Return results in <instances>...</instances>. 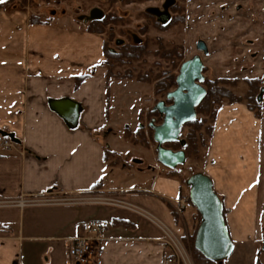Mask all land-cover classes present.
Returning a JSON list of instances; mask_svg holds the SVG:
<instances>
[{
	"label": "crops",
	"instance_id": "crops-1",
	"mask_svg": "<svg viewBox=\"0 0 264 264\" xmlns=\"http://www.w3.org/2000/svg\"><path fill=\"white\" fill-rule=\"evenodd\" d=\"M216 4L241 10L238 0ZM13 19L0 16V130L15 139L0 147V200L115 197L131 208L101 201L0 207V264H69L67 243L83 236L90 220L103 225L90 264H162V252L171 251L164 231L184 239L197 216L193 208L179 209L189 188L178 177L143 159L121 158L109 144L105 150L95 135L109 120L102 38ZM61 98L80 105L75 128L49 108V99ZM230 107L217 114L214 161L205 172L228 209L233 241L241 243L264 218V140L245 105Z\"/></svg>",
	"mask_w": 264,
	"mask_h": 264
},
{
	"label": "rangeland",
	"instance_id": "rangeland-1",
	"mask_svg": "<svg viewBox=\"0 0 264 264\" xmlns=\"http://www.w3.org/2000/svg\"><path fill=\"white\" fill-rule=\"evenodd\" d=\"M163 2L164 0H3L0 3V16L14 18L19 24L21 21H28L31 26L56 25L87 31L88 24L93 20L110 15L114 23L105 27L103 35L97 34L103 42H107L106 48L118 50L123 44H144L146 53L139 60L125 58L121 65L113 67L114 72L131 73L133 77L110 79L109 107L107 103L105 106L109 120L95 135L104 142L105 150H108L106 147L109 148V144L110 150H116L121 158L135 157L143 159L147 164H155L160 172L175 175L183 186L188 187L186 180L189 176L197 172L206 173L205 169L214 161L209 147L219 111L237 103L245 105L251 111L255 125H258L255 130L258 128V135L263 136L264 140V0H238V4H241L240 11L234 8L229 11L224 7L225 4L220 7L216 4L218 0H177L176 16L183 15V18L168 24L164 29L149 11L151 7H161ZM199 41L204 42L206 53L197 49ZM172 46H177V51L182 52L180 58H174V66L165 58ZM193 55H199L204 65L202 85L205 90L206 80L221 79L220 83L232 92L235 102L222 99L216 112V105H212L210 112L213 111V116L206 117L201 129H189L185 125L181 129L179 141L165 144L167 148L179 150L183 149L180 141H185L189 130L197 131L196 134L202 136L197 149L186 151L185 162L171 170L157 161L156 142L153 140V130L149 128L151 122L159 124L162 121V116L154 107L159 101L168 103L166 93H155L153 83L138 81L135 75L137 72L157 73L161 70H172L177 74L180 64ZM104 58L107 69L106 56ZM106 69L105 72L108 70ZM246 79L252 80L250 85ZM251 85L254 88L251 102L253 110L249 109L245 98ZM173 89L174 87L169 91ZM205 115L197 112L196 119L205 118ZM4 139H9V136L0 133V143ZM108 157L111 163L119 162V156L115 153H110ZM193 210L196 213L195 208L191 211ZM224 210L227 219L228 209ZM196 216L195 224L184 232V239L174 234L180 249L179 264H195L190 235L193 234L194 238L200 223V216ZM261 216L255 221L257 231L249 235L246 242L237 243L231 237L234 248L223 263L264 264V218Z\"/></svg>",
	"mask_w": 264,
	"mask_h": 264
},
{
	"label": "water",
	"instance_id": "water-1",
	"mask_svg": "<svg viewBox=\"0 0 264 264\" xmlns=\"http://www.w3.org/2000/svg\"><path fill=\"white\" fill-rule=\"evenodd\" d=\"M196 47L204 53L207 52L202 41ZM203 68L199 55L183 61L176 75L174 89L166 94L168 103L159 101L154 107L162 116L159 124H149L156 142V159L171 170L185 162L186 154L183 149L172 150L165 147V144L179 141L182 127L196 118V107L206 95L202 85ZM48 104L69 128L78 125L81 110L79 103L69 98H61L49 99ZM0 133L15 141L13 134L4 131ZM180 143L185 145L183 140ZM186 185L189 188V200L200 216L194 247L207 260L225 264L223 262L232 253L234 245L223 214V203L213 188L212 180L206 173L197 172L189 176Z\"/></svg>",
	"mask_w": 264,
	"mask_h": 264
},
{
	"label": "trees",
	"instance_id": "trees-1",
	"mask_svg": "<svg viewBox=\"0 0 264 264\" xmlns=\"http://www.w3.org/2000/svg\"><path fill=\"white\" fill-rule=\"evenodd\" d=\"M182 18H183V15L175 16L171 23L177 22L179 20L181 21ZM110 23H114V20H112V16L105 15L98 20H93L90 24H88L86 29L89 32L103 35V33H105V27L108 26ZM160 26L163 29L167 27V26H162V25ZM106 46H107V42L104 41L103 42V53L105 54L104 56H106L107 63H108V67H107L108 70L106 69L107 71L105 72L106 85L107 86L109 85V81L112 78L131 79L133 77L131 73L126 74V72L125 73L114 72L112 69L113 67L117 65H121L124 62L125 58L139 60L142 57V55L146 53V46L144 44H141V45L123 44L119 46L118 50L106 48ZM177 49H178L177 46H172L171 48L168 49L169 50L167 51L168 53L166 52L167 55L165 58L170 60V63H172L173 66L175 65L174 58L176 57L180 58L182 55V52L177 51ZM176 75L177 74L172 72V70H167V71L161 70V71H158L157 73L155 72L153 73L150 71L139 72V73L137 72L135 77L138 81H145V82L153 83V86H154L153 88H154L155 93L157 94L166 93L167 94L170 88L175 87ZM220 81L221 79L205 81L207 84L206 95L204 99L201 101V103L196 107V114L197 112H199V113H204L206 115H205V118H202L200 120L195 118L193 121L186 124L189 127V129L190 128H194L195 130L201 129V126H203L206 122V117L213 116V111L212 113L210 112L212 105H216V107L214 108L215 109L214 112H216L217 107L220 104L222 99H227L229 102H235V98L232 92L226 87L222 86ZM258 81L259 79L257 78L256 82ZM246 82L250 85V82H252V80L246 79ZM252 87H253L252 85L251 87L249 86V90L247 91V94L245 96V98L247 99V106L249 107L250 110L254 109L253 106L251 105V102L253 100L252 90H254V88L252 89ZM149 128L151 130L150 126ZM196 132L197 131H192V130H189L187 132L186 139H185V146L183 147V149H185V152L188 151L189 149L190 150L197 149L199 139L202 140L201 134H196ZM110 153H113V152L105 151V157ZM171 174H175V173H171ZM224 209L225 208L223 206V214L225 217ZM196 214L199 217V214L197 212ZM190 237H191V247H192L191 250H192V255L194 256L195 264H215L216 262L207 260L199 251L195 249L194 243H193L194 242L193 234H191Z\"/></svg>",
	"mask_w": 264,
	"mask_h": 264
},
{
	"label": "built area",
	"instance_id": "built-area-1",
	"mask_svg": "<svg viewBox=\"0 0 264 264\" xmlns=\"http://www.w3.org/2000/svg\"><path fill=\"white\" fill-rule=\"evenodd\" d=\"M10 139H4L0 146L7 148L11 146ZM85 201H101L105 204L117 205L122 207H130L118 198L115 197H48L45 195H24L14 200H0V207L15 206L23 207L27 205L38 204H52V203H80ZM179 209L193 208L192 203L189 200V195L180 196L178 198ZM131 208V207H130ZM83 236H75L72 238L66 247L65 257L69 264H90L95 255V246L101 238L103 232V225L97 220H90L82 224ZM167 235V243L171 248L169 252H162L161 263L162 264H179L178 255L180 249L177 245L176 237L174 234L165 230ZM179 253V254H178Z\"/></svg>",
	"mask_w": 264,
	"mask_h": 264
},
{
	"label": "flooded vegetation",
	"instance_id": "flooded-vegetation-1",
	"mask_svg": "<svg viewBox=\"0 0 264 264\" xmlns=\"http://www.w3.org/2000/svg\"><path fill=\"white\" fill-rule=\"evenodd\" d=\"M177 7V0H164L161 7H151V11H149L150 14L154 16L157 21L160 22V25L168 26V24H170L176 16Z\"/></svg>",
	"mask_w": 264,
	"mask_h": 264
},
{
	"label": "snow or ice",
	"instance_id": "snow-or-ice-1",
	"mask_svg": "<svg viewBox=\"0 0 264 264\" xmlns=\"http://www.w3.org/2000/svg\"><path fill=\"white\" fill-rule=\"evenodd\" d=\"M3 2V0H0V3H2Z\"/></svg>",
	"mask_w": 264,
	"mask_h": 264
}]
</instances>
